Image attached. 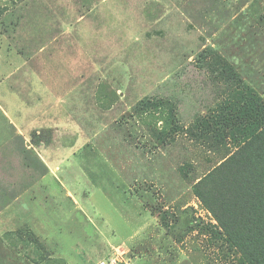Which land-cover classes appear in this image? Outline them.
Masks as SVG:
<instances>
[{
	"label": "rangeland",
	"instance_id": "374dc122",
	"mask_svg": "<svg viewBox=\"0 0 264 264\" xmlns=\"http://www.w3.org/2000/svg\"><path fill=\"white\" fill-rule=\"evenodd\" d=\"M264 125V0H0V264H250L195 192Z\"/></svg>",
	"mask_w": 264,
	"mask_h": 264
},
{
	"label": "trees",
	"instance_id": "16d2710c",
	"mask_svg": "<svg viewBox=\"0 0 264 264\" xmlns=\"http://www.w3.org/2000/svg\"><path fill=\"white\" fill-rule=\"evenodd\" d=\"M250 264H264V125L195 186Z\"/></svg>",
	"mask_w": 264,
	"mask_h": 264
},
{
	"label": "built area",
	"instance_id": "2783aa9c",
	"mask_svg": "<svg viewBox=\"0 0 264 264\" xmlns=\"http://www.w3.org/2000/svg\"><path fill=\"white\" fill-rule=\"evenodd\" d=\"M98 264H107V263H105V262H100V263H98Z\"/></svg>",
	"mask_w": 264,
	"mask_h": 264
}]
</instances>
